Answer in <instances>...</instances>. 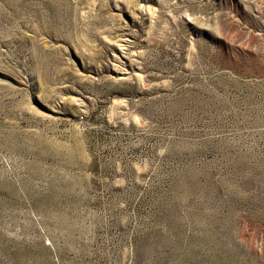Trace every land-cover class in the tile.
Listing matches in <instances>:
<instances>
[{
  "label": "rangeland",
  "instance_id": "374dc122",
  "mask_svg": "<svg viewBox=\"0 0 264 264\" xmlns=\"http://www.w3.org/2000/svg\"><path fill=\"white\" fill-rule=\"evenodd\" d=\"M0 264H264V0H0Z\"/></svg>",
  "mask_w": 264,
  "mask_h": 264
}]
</instances>
